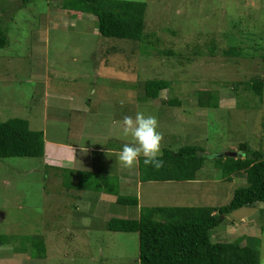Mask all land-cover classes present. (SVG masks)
I'll use <instances>...</instances> for the list:
<instances>
[{"label":"rangeland","instance_id":"374dc122","mask_svg":"<svg viewBox=\"0 0 264 264\" xmlns=\"http://www.w3.org/2000/svg\"><path fill=\"white\" fill-rule=\"evenodd\" d=\"M126 1L147 4L144 44L102 37L96 17L65 8L70 0H0V29L9 39L0 50V124L27 120L54 139L66 130L63 110L72 99L94 116L102 147L118 152L132 143L123 117L143 112L158 120L162 154L196 146L204 167L196 181L147 182L138 194L135 186L118 187L117 154H94L90 170L79 173L58 172L43 158L0 159V235L10 239L0 264H139V233L109 231L110 220L139 219L142 208L227 206L247 178L227 179L217 159L238 157L244 144L264 153V91L251 88L264 83V0ZM231 48L239 54L226 56ZM153 80L171 84L158 99L146 97ZM207 92L219 108L200 105ZM115 195L138 197L140 206L117 204ZM263 227L258 203L226 216L213 241L255 238L264 264ZM35 238L46 244V257L35 256L28 241Z\"/></svg>","mask_w":264,"mask_h":264},{"label":"trees","instance_id":"16d2710c","mask_svg":"<svg viewBox=\"0 0 264 264\" xmlns=\"http://www.w3.org/2000/svg\"><path fill=\"white\" fill-rule=\"evenodd\" d=\"M32 0H23L28 4ZM67 9L75 14L96 17L98 30L104 38L143 42L147 4L126 0H70ZM9 46L8 35L0 29V50ZM236 48L225 52L226 56H237ZM171 87L169 81L153 80L145 85L146 97L158 99L160 93ZM259 96H263L264 83L252 85ZM206 97V99H205ZM163 104L180 106V100H166ZM200 105L219 108L218 97L207 92L200 94ZM242 154L236 158L223 157L219 167L227 179L245 173L247 186L236 190L230 204L214 207L142 208L136 220L112 219L107 229L112 232L139 233V264H261L256 239L241 238L234 242L213 241V230L225 217L246 207L264 203V153L241 146ZM202 149L187 146L178 151L166 149L159 169L146 166L140 158L138 167L140 180L147 182H192L205 164ZM45 136L42 131H33L30 123L23 119H12L0 124V159L44 158ZM117 203L138 207L136 197L119 196ZM264 232V227L262 228ZM246 240V244L243 242ZM10 239L0 235V249ZM36 257H46L47 247L38 238L28 240Z\"/></svg>","mask_w":264,"mask_h":264},{"label":"crops","instance_id":"0c3cea01","mask_svg":"<svg viewBox=\"0 0 264 264\" xmlns=\"http://www.w3.org/2000/svg\"><path fill=\"white\" fill-rule=\"evenodd\" d=\"M69 101V108L63 110L67 113L66 118H68V120L66 122L69 124H67L66 130L61 134H57L54 139H49L46 131L43 132L45 136V156L43 158L45 165L49 168L56 169L58 172H60V170H70L79 173L90 170L93 166L92 156L94 154L118 155L119 151L116 152L109 148L104 149L102 147L104 142L97 139L101 137L96 135L93 129H91L93 127L91 123L95 120L93 119L94 116H92V118L89 117L91 114L87 115L88 108H86L85 105L76 108L74 105L75 101L72 99ZM74 112L78 114L83 113L85 115H82L80 117L81 119H78L79 115H74ZM74 121L79 122V124H74ZM72 129H74V131H72ZM107 139L109 142L111 141L109 138H106V140ZM112 140L114 142L118 139ZM98 141H100V143H98ZM96 144H98V146H96ZM117 162H119L118 159ZM138 164L136 165L137 167ZM107 166L106 168H108ZM136 166L132 169L121 167L120 176L117 178V184L124 192L126 191L125 189H130L132 186L137 187L138 194L141 192L144 183L140 180L139 167L137 169ZM86 189L87 187H84L83 191H90ZM114 198L117 202L118 196L115 195ZM136 198L139 201V198ZM100 199L102 202H106L105 195L101 196Z\"/></svg>","mask_w":264,"mask_h":264},{"label":"clouds","instance_id":"9594fccd","mask_svg":"<svg viewBox=\"0 0 264 264\" xmlns=\"http://www.w3.org/2000/svg\"><path fill=\"white\" fill-rule=\"evenodd\" d=\"M158 120L153 115L138 112L135 118L125 115L122 120V132L131 136L132 143L124 144L118 153V160L123 167H135L140 158L146 166L157 169L163 166L161 159L162 134L158 131Z\"/></svg>","mask_w":264,"mask_h":264},{"label":"water","instance_id":"95a60500","mask_svg":"<svg viewBox=\"0 0 264 264\" xmlns=\"http://www.w3.org/2000/svg\"><path fill=\"white\" fill-rule=\"evenodd\" d=\"M224 157V156H221V158ZM226 157H232V158H236L237 157V154L236 153H228L226 155ZM5 218V215L3 213L0 212V223L4 220Z\"/></svg>","mask_w":264,"mask_h":264}]
</instances>
